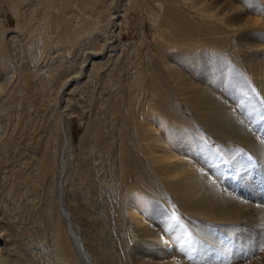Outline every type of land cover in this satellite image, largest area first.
Wrapping results in <instances>:
<instances>
[{
	"label": "rangeland",
	"instance_id": "obj_1",
	"mask_svg": "<svg viewBox=\"0 0 264 264\" xmlns=\"http://www.w3.org/2000/svg\"><path fill=\"white\" fill-rule=\"evenodd\" d=\"M228 1L222 19L187 10L178 14L183 20L178 26L162 22L165 2L158 0H0L2 264H83L58 215L57 194L67 214L72 213L77 240L82 232V244L98 264H162L165 256L145 252L137 257L131 251L141 234L125 212L137 189L147 192L145 200L157 211L146 221L158 234L165 229L154 222L159 217L181 218L171 185L158 178L166 171L164 164L150 156L143 141L150 136L149 123L158 122L157 114L166 121L157 130L160 140H165L166 123L181 120L186 127L180 130L189 131L207 155L215 154L201 165L221 188L236 193L238 200L220 195L224 209L237 205L247 220L259 214L263 218L264 180L255 176L256 156L220 135L209 136L192 115L179 113L181 107L188 113L191 109L185 102L190 82L212 86L225 107L221 111L249 130L252 140L264 142V117L247 96L253 90L262 100L248 62L254 59V68L264 63V54L258 53L264 46V0ZM211 67L218 69L199 73ZM202 74L207 78L198 80ZM182 77L186 81L181 84ZM175 82L185 85L182 91ZM127 141L132 145L128 150ZM229 150L233 152L226 154ZM242 181L253 182L248 193L241 190ZM251 190L255 195L249 198ZM246 200L256 204L246 205ZM186 222L188 237L192 229ZM211 227L215 239L243 256L224 264H251L264 253L261 246L237 248L233 232ZM187 246L175 247L167 256L193 264Z\"/></svg>",
	"mask_w": 264,
	"mask_h": 264
},
{
	"label": "bare ground",
	"instance_id": "obj_2",
	"mask_svg": "<svg viewBox=\"0 0 264 264\" xmlns=\"http://www.w3.org/2000/svg\"><path fill=\"white\" fill-rule=\"evenodd\" d=\"M24 1L26 3H29L30 1L35 0ZM158 1H160L163 5L165 2L163 8L162 22H172L173 24L178 26L183 25V20L178 14H186L187 10L190 15L195 14L211 20L213 19V17L222 19L221 17H223L225 13L224 11L230 9L229 4H227V2H229L228 0ZM12 4L15 7H19V3L12 2ZM49 8L50 6L48 7V9ZM220 14L222 15L220 16ZM74 25L77 27L76 24ZM2 33L3 29L0 30V45L2 42ZM259 52L260 56L264 54V46L260 49V51H258V53ZM3 57V51L0 48V58L2 59ZM253 61L250 60L248 62V68L251 71V73L249 74L253 75L255 81L258 82V87L261 91L262 100L264 101V63L257 64V66H255L254 68ZM167 63L165 62V65L169 66V70L172 73L174 71V68L171 66V64ZM217 69L218 68L214 69V67L207 69L203 68L199 71V73H203L204 70L212 72L210 70L216 71ZM249 74L248 76L251 77V75ZM201 78H207V76L205 74H202L199 76L198 80ZM179 81L182 84L186 80L182 77V79H179ZM175 83L176 88L179 87L181 91L185 87V85L181 86L177 84V82ZM190 83L192 85L191 88H188L190 94L188 98L185 99V102L191 107V109L188 113V111H185L181 107V110H178L179 113L183 115L187 113L190 117L193 116L196 122H199L203 125V130H205L209 136L215 137L217 135H220L228 144H230V142H233L243 146L246 150L250 149V151L256 156V160H258L259 163V167L258 169H256L258 171L255 173V176L260 181H263L264 142L260 140V138L252 140L250 138L251 133L249 130L240 127V124H235L231 119L230 115L224 114V112L221 111V109H225V107L219 101L214 87H206L195 82ZM250 93L251 94L247 95L248 99L256 107V110L260 114L259 117H264V102L256 98V95L253 90H250ZM197 114L200 116V118L197 117ZM156 117L157 118L155 119V121L158 122L149 123L150 128L148 131L150 133V136L144 137L143 141L148 142L150 156H152L153 159H156L162 164H164L162 169L166 171H163L158 178H160L161 181L164 180V182H162L164 185H171L169 187V191L172 194L176 195V200L180 203L181 210H178V212L182 219L177 218L179 221V223L177 224V221L173 219L174 216H170L167 219L166 217H163L162 219L161 217H159L154 222H160V226H165V229L164 232L161 233V235L158 234V231L153 228L151 222L146 221V218L148 217L153 216L155 218L157 213V211L154 212L153 210H151V205L148 204L144 198L145 195H147V192H145V190L140 191L137 189H133L131 195L134 197V204L133 206L126 208L125 212L127 214L128 219L132 223L137 222L136 231L138 234H141V237H138V239L135 240V243H133L132 245L133 248H131V251L135 252V255L137 257H139L145 252H148L149 256H152L153 254L161 257L165 256L164 258L166 259L162 260V264H182L181 262H178L173 255L167 256V254L170 253L171 250L175 247L179 248L183 245H188L187 247H189L191 251V256L195 261L193 262V264H214V262L217 261H219V264H224V262L226 263L230 259L233 261L237 258H242L243 256H236L235 252L231 253L232 250L229 247H226L224 242L221 243L222 240L219 241V239H215V235L211 230V226L219 228L224 234H230V231L233 232L232 239L235 240L234 244H236L237 248H240L245 251V249H255L257 247H260L261 244L264 243V210L262 211L263 218H261L259 214L254 215L252 219L247 220L245 209L240 210L237 205L230 206L229 209H224L221 196L225 197V195H230L234 199L238 200L236 197V193L229 189H224L223 187L221 188L216 183L214 179L215 176L209 171H206L205 166L201 165V161H203L202 159L211 158L215 154H212L210 156L207 155L203 151V149H205L206 147L204 148L203 145H201L199 142H196L194 139H190L189 131L187 132L185 130H180L186 127L185 124L183 125L181 123V120L176 123H166L165 129L162 134H165V140H160L157 130H159V127L161 128V126H163L164 122L166 121L165 118L159 114H157ZM258 126L261 127L262 125ZM147 128L148 126H146V129ZM168 136H170L171 138H168ZM135 138L139 139L137 138V136H135ZM131 146L132 145L130 141H127L126 149L128 150ZM232 152L233 150H229V152H226V154ZM59 161L61 169L60 171H62L65 162L64 159H60ZM229 164L232 167L235 166V161H233V158H230ZM250 183L253 185V182L250 181ZM250 183H248L247 181H242L241 190L248 193V191H246V188L251 186ZM55 186H57V182L55 183ZM62 187L63 184L61 182L60 189L62 190L60 191H62L63 193ZM252 190L249 191V198H252L255 195V192ZM57 197H59L58 194ZM57 197L54 201L57 205L56 208L58 209V215L61 221L65 220V226L70 231L69 234L73 237L75 245L77 246L78 256L81 258L83 264H98L94 260L86 246L82 244L83 235H81L82 232L80 231V229L78 230L79 232H81V237L79 241L77 240V231L73 228L75 221L72 217V213L70 211V214H67L60 201V197L58 198V200ZM61 198L63 203H65L63 197ZM244 200L245 199H243V201ZM253 204L256 203L250 200H246V205ZM246 205L244 207H246ZM67 206L68 203H66V207ZM254 208H256L255 205ZM64 213L67 214L66 216H68L69 218L67 217L65 219H62L61 216H63ZM183 220L185 222L187 221L186 225L190 226V229H192L191 236L193 239L190 242L187 241L188 237L185 233L186 230H189V228L185 226ZM195 222H197V226ZM183 242H185V244H183ZM93 245L94 244H92V246ZM244 254L246 253L244 252ZM214 257H217V259L218 257L220 258L217 260L214 259ZM2 259H4V257L0 258V264H2ZM107 259L109 261L112 260L113 257L108 254ZM141 261L151 260L141 258ZM109 264H115V262H111ZM251 264H264V253L258 256L256 260L252 261Z\"/></svg>",
	"mask_w": 264,
	"mask_h": 264
},
{
	"label": "snow or ice",
	"instance_id": "obj_3",
	"mask_svg": "<svg viewBox=\"0 0 264 264\" xmlns=\"http://www.w3.org/2000/svg\"><path fill=\"white\" fill-rule=\"evenodd\" d=\"M173 219L177 221V224L179 223L178 219L175 216L173 217ZM192 239H193L192 236L189 234L187 241L190 242ZM260 251H264V245H261Z\"/></svg>",
	"mask_w": 264,
	"mask_h": 264
}]
</instances>
